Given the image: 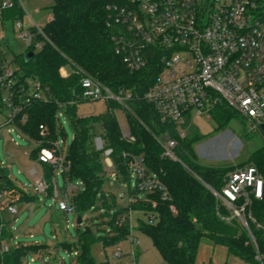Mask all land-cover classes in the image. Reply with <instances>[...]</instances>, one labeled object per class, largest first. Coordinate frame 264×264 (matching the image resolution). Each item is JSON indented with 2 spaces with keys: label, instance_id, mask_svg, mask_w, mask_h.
Instances as JSON below:
<instances>
[{
  "label": "trees",
  "instance_id": "obj_1",
  "mask_svg": "<svg viewBox=\"0 0 264 264\" xmlns=\"http://www.w3.org/2000/svg\"><path fill=\"white\" fill-rule=\"evenodd\" d=\"M14 7L4 10L0 22L4 29L6 23L24 20V11L19 0H12ZM51 6L54 20L44 27V33L50 42L37 36L44 42L40 51L33 47L13 55L11 62L18 66L15 73L18 84L28 80L39 81L48 89L47 99L33 100L25 105L18 114L17 125L20 130L39 145L30 152V159L37 160L43 148H49L58 140L62 129L61 112L69 119L75 132L74 141L67 151L70 168L62 176L66 183L81 182L83 191L72 197L76 211L82 217L92 211L100 210L101 215L111 217L105 224L110 227L108 237L102 241L104 247L119 245L132 234L131 215L134 212L148 216L157 214L158 220L150 223L138 219V230L151 238L162 258L169 264H196L200 247L204 240L227 249L232 256L239 257L247 263L259 264L256 250L249 235L235 221L232 224L221 219V214H228L222 208L209 186L221 191L226 174L235 169L234 166L212 167L199 161L196 144L204 139L198 132H190V117L187 116L189 133L184 139L178 138V127L160 120L154 106L143 98L129 102L130 111H126L129 128L134 142L123 138L122 128L116 116V109L122 108L115 102L107 103V110L98 115H79L78 107L87 102L81 98L82 75L77 69L98 79L113 92L126 89L143 95L152 86L160 71V59L137 72L127 69L122 59L116 55L113 34L108 27V7L112 4H123L122 0H53ZM36 32L35 29H33ZM4 45L9 40L3 37ZM11 51V50H10ZM34 52L32 60L26 61L25 56ZM9 56H0V75L6 69L3 64ZM71 65L72 73L68 77L61 74V69ZM3 92L0 88V110L4 109ZM123 109V108H122ZM232 109L224 104H216L212 110V118L218 128H224L232 115ZM26 116L27 120L21 122ZM41 126L47 128L46 136L41 135ZM170 135L178 139L175 155L181 162L162 157V147L156 137ZM101 137L105 149H112L111 159L118 179L129 186L128 194L136 201L115 211L116 196L105 190L108 172L104 162L103 151L97 150L95 139ZM143 156L149 176L157 178L167 188L170 198L163 199L161 192L147 193L131 188L128 162L132 156ZM264 172V151L255 155L252 163ZM241 166V165H240ZM48 181L51 183L54 169L44 164ZM0 195L18 200L32 202L35 197L18 185L11 177L8 169L0 168ZM53 193L51 186L49 195ZM112 202L109 201V195ZM101 198L102 206L96 202ZM156 204V207L153 206ZM0 201V264H25L31 253H38L45 245L13 244L15 234L11 221L3 216ZM106 210L107 212H103ZM114 211V212H113ZM254 215L264 223V207L261 203L254 204ZM113 214L111 215V213ZM125 217L122 225L118 224ZM88 227L89 219L86 221ZM260 248L264 247V231L253 230ZM99 241L93 234L81 233L78 245L63 243L70 252L76 250V264H103L97 262L92 254V245ZM8 244L9 250L3 251ZM74 246V247H73ZM74 250V251H73Z\"/></svg>",
  "mask_w": 264,
  "mask_h": 264
},
{
  "label": "built area",
  "instance_id": "obj_2",
  "mask_svg": "<svg viewBox=\"0 0 264 264\" xmlns=\"http://www.w3.org/2000/svg\"><path fill=\"white\" fill-rule=\"evenodd\" d=\"M122 2L123 4L108 7V27L113 34L116 55L131 72L143 70L151 62L160 59V71L150 89L139 95L126 89L115 93L98 79L77 69L82 75V100L115 102L125 111H130L129 102L143 98L154 106L162 122L178 127L177 135L180 139L188 135L193 114H206L208 118H212V108L220 103L241 115L264 136V0ZM20 5L23 7L21 2ZM13 7L12 0H0V18L4 10ZM53 20L54 15L51 14L47 23ZM46 24L38 25L32 21L26 25L24 20L15 22L18 38L25 42L26 49H42L44 42L37 40L38 35L50 42L44 33ZM10 54L12 51L9 50V44L4 45L0 34V56H9L8 60L3 61L6 69L0 75L2 102L9 111L4 126L12 128L8 129V133L18 131L24 134L17 125L18 114L31 101L46 100L48 89L36 80L18 84L15 76L18 66L11 62ZM71 73V65L61 69L64 77ZM59 116L64 115L61 112ZM187 116L191 120L189 127H185ZM26 120L27 117L24 116L21 122ZM46 134L47 128L41 126V135L45 137ZM122 134L128 142L135 141L128 126L122 129ZM156 139L162 147L163 158L181 162L175 155L177 138L166 134ZM11 141L14 142L13 139ZM35 144V147L39 145L38 142ZM95 145L97 150L103 151L107 172L118 180L111 159L113 150L105 149V142L101 137L95 139ZM44 164L54 169L51 183L42 167ZM31 165L32 182L27 189L33 194L50 197L52 186L51 196L58 200L59 209L65 213L78 214L72 203L77 185L67 183L66 199H61L57 192V174L63 175L70 168L60 142L57 140L49 148H43L37 160H31ZM128 170L133 189L147 193L161 192L163 199L170 198L167 188L157 176L147 174L143 156H132L128 162ZM78 183L82 186L81 182ZM209 189L222 208L228 211V214L220 215L221 219L230 224L235 221L240 224L256 250L257 262L264 264V247L260 248L253 233V230L264 231V223L257 219L253 211L256 203H261L264 207V173L254 164L236 166L226 174L221 191L211 186ZM3 197L0 195V201ZM127 200L132 203L136 198L127 194ZM153 206L156 207V204L153 203ZM8 209L12 215L17 214L15 207L10 205ZM147 220L155 223L158 215L150 214ZM124 222L125 217H121L118 224L122 225ZM129 238L132 242L138 241L132 234ZM2 248L7 252L9 245L4 244ZM120 257L121 253L117 251L115 258Z\"/></svg>",
  "mask_w": 264,
  "mask_h": 264
},
{
  "label": "rangeland",
  "instance_id": "obj_3",
  "mask_svg": "<svg viewBox=\"0 0 264 264\" xmlns=\"http://www.w3.org/2000/svg\"><path fill=\"white\" fill-rule=\"evenodd\" d=\"M23 5L24 23L29 25L32 21L38 25H45L52 14L51 6L53 0H19ZM0 34L9 40L10 56L20 54L26 50L25 42L18 38V31L12 23H6L3 29L0 22ZM108 106L105 101L85 102L78 107L79 115H98L104 113ZM116 116L121 128L129 127L126 111L122 108L116 109ZM9 111L4 108L0 110V168L9 170L11 177L21 186H26L32 182L30 177L31 159L30 152L36 146L35 142L26 135L18 131H10L12 128L4 126ZM59 116V115H58ZM60 117V116H59ZM62 129L58 133V141L64 152L70 149L75 132L69 119L61 116ZM198 132L204 135V139L199 141L195 148L202 164L212 167L220 166H240L252 163L254 157L259 152L264 151V136L245 120L241 115L235 113L231 116L228 124L224 128H218L213 118H208L206 114L192 115V129L190 132ZM13 139L14 142L11 141ZM1 173V170H0ZM264 173V172H263ZM75 195L83 191V186L76 183ZM57 192L61 199H66L67 183L61 174H57ZM105 190L116 196L115 211L128 206L127 194L129 186L123 180H116L108 174V181ZM132 188V187H131ZM109 195V201L112 198ZM18 196V195H16ZM42 202L38 207H33L36 211L31 216V208L22 210L18 207V214L12 220L14 234L17 235L13 244H40L38 253H31L27 261L29 264H76V250L70 252L65 249L63 243L78 245L81 233L85 232V224L77 225L78 214H69L59 209L58 200L55 196H40ZM6 199L2 200L5 203ZM102 206L101 198L96 202ZM103 212H107L103 210ZM114 212V211H113ZM111 213V215L113 214ZM84 223L89 219L88 227L94 236L99 240L92 245V254L99 263L103 264H169L160 255L152 240L147 235L138 230V219L147 220L146 216L134 212L131 215L132 235L137 238V242H132L130 238L123 240L119 245L104 247L101 240L108 237L110 227L105 224L111 217L101 215L100 210L89 212L83 216ZM26 224V226H25ZM26 227V229L24 228ZM35 236L30 237L29 232ZM74 247V246H73ZM121 253L120 258H115V253ZM34 259V262L31 260ZM27 264V263H26ZM196 264H251L239 257L232 256L227 249L216 246L208 240H204L197 257Z\"/></svg>",
  "mask_w": 264,
  "mask_h": 264
},
{
  "label": "crops",
  "instance_id": "obj_4",
  "mask_svg": "<svg viewBox=\"0 0 264 264\" xmlns=\"http://www.w3.org/2000/svg\"><path fill=\"white\" fill-rule=\"evenodd\" d=\"M19 186H21L20 184H18ZM21 187H24V189H26V191L29 193V195H31V196H34L35 197V199H34V201H32V202H26V201H20V200H18V198H19V196H14V197H12V198H9V197H7V196H4L3 197V199H6V201H5V203H4V206L2 207V210H3V216H4V218L6 219V220H8V221H11V228H12V230H13V232H14V230H15V228H14V225H13V223H12V220L13 219H11V218H13L15 215H12L10 212H9V209H8V206H13V207H15L16 209H17V214H18V207L19 206H21V207H23V209L22 210H26L27 208H31V216H33L34 215V213H35V209L33 208V207H38L39 206V203H41L42 202V198L40 197V195H36V194H33L32 192H30L28 189H27V187L24 185V186H21ZM47 198V197H46ZM2 199V200H3ZM39 202V203H38ZM16 214V215H17ZM25 226H26V224H25ZM27 227V226H26ZM26 227H24L25 229H26ZM27 230V229H26ZM29 234H30V237L32 238V239H34V234L30 231L29 232ZM15 237H17V235H15ZM14 240H16V239H14ZM13 240V241H14ZM16 244H21L20 242H18V243H16ZM35 244V243H34ZM24 245H31V244H26V243H24ZM38 245H40V244H38ZM28 258V257H27ZM34 259H32L31 260V262H34L33 261ZM29 264V262L27 261V259H26V261H25V264ZM58 264H64L63 262H59Z\"/></svg>",
  "mask_w": 264,
  "mask_h": 264
},
{
  "label": "water",
  "instance_id": "obj_5",
  "mask_svg": "<svg viewBox=\"0 0 264 264\" xmlns=\"http://www.w3.org/2000/svg\"><path fill=\"white\" fill-rule=\"evenodd\" d=\"M34 56H35V53L34 52H29V53L26 54L25 59L28 62V61L32 60L34 58ZM262 129H263V132H264V126L262 127ZM77 225L78 226L84 225V221H83V218H82L81 215H78ZM84 231H85L84 234H89V233L92 232L89 227H85L84 228Z\"/></svg>",
  "mask_w": 264,
  "mask_h": 264
}]
</instances>
